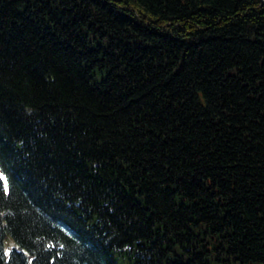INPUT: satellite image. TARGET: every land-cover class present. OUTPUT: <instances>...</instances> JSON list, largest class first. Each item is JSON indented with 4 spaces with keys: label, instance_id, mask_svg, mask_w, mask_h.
I'll return each mask as SVG.
<instances>
[{
    "label": "trees",
    "instance_id": "16d2710c",
    "mask_svg": "<svg viewBox=\"0 0 264 264\" xmlns=\"http://www.w3.org/2000/svg\"><path fill=\"white\" fill-rule=\"evenodd\" d=\"M0 264H264L262 0H0Z\"/></svg>",
    "mask_w": 264,
    "mask_h": 264
},
{
    "label": "water",
    "instance_id": "95a60500",
    "mask_svg": "<svg viewBox=\"0 0 264 264\" xmlns=\"http://www.w3.org/2000/svg\"><path fill=\"white\" fill-rule=\"evenodd\" d=\"M262 2L264 3V0H262Z\"/></svg>",
    "mask_w": 264,
    "mask_h": 264
}]
</instances>
